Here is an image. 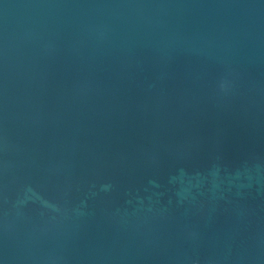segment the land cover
<instances>
[{"label": "water", "instance_id": "water-1", "mask_svg": "<svg viewBox=\"0 0 264 264\" xmlns=\"http://www.w3.org/2000/svg\"><path fill=\"white\" fill-rule=\"evenodd\" d=\"M0 264H264V0H0Z\"/></svg>", "mask_w": 264, "mask_h": 264}]
</instances>
